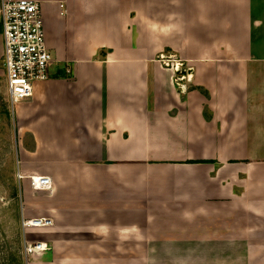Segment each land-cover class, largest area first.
Returning <instances> with one entry per match:
<instances>
[{"label":"crops","instance_id":"crops-1","mask_svg":"<svg viewBox=\"0 0 264 264\" xmlns=\"http://www.w3.org/2000/svg\"><path fill=\"white\" fill-rule=\"evenodd\" d=\"M32 1L53 62L13 113L29 264H264V0Z\"/></svg>","mask_w":264,"mask_h":264},{"label":"built area","instance_id":"built-area-1","mask_svg":"<svg viewBox=\"0 0 264 264\" xmlns=\"http://www.w3.org/2000/svg\"><path fill=\"white\" fill-rule=\"evenodd\" d=\"M0 23L3 37V65L5 68V84L9 104L14 113L16 103L32 95L37 82L49 78V70L53 59L45 42L40 5L32 0H1ZM166 66L176 73L175 80L179 84L189 80L183 63L174 61L172 55L160 58ZM66 73L70 69L66 68ZM30 186L33 189L51 188L47 176H31ZM47 218H34L26 221L32 225L49 223ZM40 247L39 243L27 246L31 252Z\"/></svg>","mask_w":264,"mask_h":264},{"label":"rangeland","instance_id":"rangeland-1","mask_svg":"<svg viewBox=\"0 0 264 264\" xmlns=\"http://www.w3.org/2000/svg\"><path fill=\"white\" fill-rule=\"evenodd\" d=\"M182 68L187 70L186 65ZM193 88V87H192ZM28 134L18 132L13 109L8 101L5 68L0 56V264H29L30 256L26 247L33 246L24 240L22 217V175L18 169L19 155L23 150V141L27 143ZM24 143V145H25ZM251 141L238 144V151L251 149ZM264 149V147H263ZM205 255V254H203ZM237 264L230 260L159 261L160 264ZM106 264H150L146 260H106Z\"/></svg>","mask_w":264,"mask_h":264},{"label":"trees","instance_id":"trees-1","mask_svg":"<svg viewBox=\"0 0 264 264\" xmlns=\"http://www.w3.org/2000/svg\"><path fill=\"white\" fill-rule=\"evenodd\" d=\"M57 76H68V73H66L65 69H62L60 72L58 71Z\"/></svg>","mask_w":264,"mask_h":264},{"label":"bare ground","instance_id":"bare-ground-1","mask_svg":"<svg viewBox=\"0 0 264 264\" xmlns=\"http://www.w3.org/2000/svg\"><path fill=\"white\" fill-rule=\"evenodd\" d=\"M191 77V75H189ZM37 177V176H36Z\"/></svg>","mask_w":264,"mask_h":264}]
</instances>
